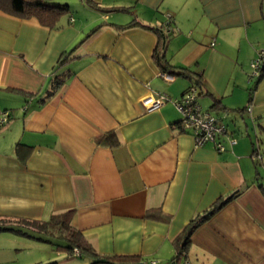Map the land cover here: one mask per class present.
I'll use <instances>...</instances> for the list:
<instances>
[{"label":"crops","instance_id":"obj_1","mask_svg":"<svg viewBox=\"0 0 264 264\" xmlns=\"http://www.w3.org/2000/svg\"><path fill=\"white\" fill-rule=\"evenodd\" d=\"M81 6L86 16L70 11L58 27L0 10V114H10L0 124V264L47 262V235L25 222L68 210L98 254L132 264H264V180L251 156L264 147V70L248 82L264 0ZM162 23L171 30L161 38ZM156 53L190 77L165 79ZM192 81L201 108L236 138L221 136V151L180 128L173 100ZM159 93L168 99L148 109Z\"/></svg>","mask_w":264,"mask_h":264},{"label":"trees","instance_id":"obj_2","mask_svg":"<svg viewBox=\"0 0 264 264\" xmlns=\"http://www.w3.org/2000/svg\"><path fill=\"white\" fill-rule=\"evenodd\" d=\"M0 10L23 18H36L39 23L49 26V27H58L60 26L59 20L61 17L69 14L70 7L68 4H55L51 3L50 0H0ZM155 30L158 28L155 27ZM160 37H164L162 30H158ZM71 51H66L65 54L60 59V62H66ZM157 54V53H156ZM155 54L156 62L162 69V72L171 74L173 76L182 75L190 77V69L182 66H175L168 62V60L161 56L160 54ZM262 70H264V63L261 64L259 68L258 76L262 75ZM62 75H56L51 81V89H55L63 82ZM199 82L192 81L185 89L186 91L192 85H198ZM183 91V92H184ZM53 91L51 90V93ZM198 97V96H197ZM225 125V124H224ZM227 133L231 136L232 133L229 132L227 126L225 125ZM234 137V136H233ZM235 138V137H234ZM236 139V138H235ZM228 142V141H227ZM236 142V141H235ZM234 142V143H235ZM229 143V142H228ZM232 143V144H234ZM225 146V145H224ZM259 152V146L256 144V147H253L251 156L253 153ZM262 155L260 154L259 158H253L255 163H258ZM262 186V185H260ZM223 203V202H222ZM222 203H217L208 209L202 216L195 219L191 224L189 229H192L197 225V223L205 220L208 216L213 213ZM71 210L54 213L46 221H36V220H27L25 223L27 225L34 226L40 232H44V235H47V239L54 237L63 242V245L56 244V250L64 248L67 250L68 254L73 255L74 248H77L80 252V255L77 257H82L83 255L88 256L90 261L88 264H132L139 262L138 257L134 255H125V254H116V255H100L92 247V245L82 236V234L77 231L71 225ZM1 229V226H0ZM15 231H21L16 229ZM42 238V237H41ZM44 239V238H42ZM189 236H186L183 246L188 242ZM182 246V247H183ZM180 254V253H179ZM178 254V255H179ZM177 255V256H178ZM36 264H59L56 260H49L47 262H39Z\"/></svg>","mask_w":264,"mask_h":264},{"label":"built area","instance_id":"obj_3","mask_svg":"<svg viewBox=\"0 0 264 264\" xmlns=\"http://www.w3.org/2000/svg\"><path fill=\"white\" fill-rule=\"evenodd\" d=\"M163 25V32L170 31L171 28L167 24ZM264 63V49L258 50V56L250 61V65L253 68L251 75H257L261 64ZM162 75L167 80H172L173 75L162 72ZM198 91L195 85L190 86L182 95L173 100V103L180 113L181 119L179 121L180 128L188 131L193 135L194 145L202 146L206 143H212L216 150L221 151L224 149V144L220 141L221 136H225L226 140L232 144L236 139L227 133L226 127L220 122L219 118L211 114L207 110H203L197 101ZM168 99V96L159 93L158 97L148 98L144 102L148 106V109L158 107L164 101ZM148 102V103H147ZM10 114L8 111H4L0 114V124L7 122ZM259 158L258 152L253 153V158ZM73 254L80 255L77 248H74Z\"/></svg>","mask_w":264,"mask_h":264},{"label":"rangeland","instance_id":"obj_4","mask_svg":"<svg viewBox=\"0 0 264 264\" xmlns=\"http://www.w3.org/2000/svg\"><path fill=\"white\" fill-rule=\"evenodd\" d=\"M50 2L55 3V4H68L70 7L71 13L76 18L86 16V12L85 10H83V7L81 6V0H50ZM81 19H85V18H81ZM259 49H264V46L259 47ZM257 56H258V52L254 58H256ZM249 67H250V71H249L250 80L248 82L250 83L251 81H254L255 79L254 77L258 76V74L251 75V73L253 72V68L251 67L250 62H249ZM257 131L259 133L258 128H257ZM242 132H244V134L246 133L245 130H243ZM252 134H254V132ZM260 135L264 136V129H260ZM260 143H261V146H264V143H262L261 141ZM259 152L262 156H264V147H262V149ZM258 161L259 162L257 164L253 163V165L256 166V169L259 171L260 175H262L261 179L264 180V159H262L261 157V159H259ZM46 241L48 242L47 243L48 245L46 247L50 246V248L53 250V253L51 254V258L49 260H56L58 261L59 264H88L89 263L90 259L88 258V256L83 255L82 257H71L70 255L68 256V252L64 248H60L56 250V244L63 245V242L58 240L57 238L51 237V238H48V240ZM49 260H46V261H49Z\"/></svg>","mask_w":264,"mask_h":264}]
</instances>
